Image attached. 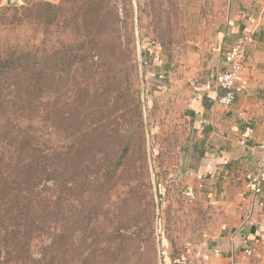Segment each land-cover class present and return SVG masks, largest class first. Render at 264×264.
<instances>
[{
	"label": "rangeland",
	"instance_id": "rangeland-1",
	"mask_svg": "<svg viewBox=\"0 0 264 264\" xmlns=\"http://www.w3.org/2000/svg\"><path fill=\"white\" fill-rule=\"evenodd\" d=\"M159 2L0 3L29 9L0 11V53L31 47L44 60L34 132L42 149L68 151L59 162L60 225H76L75 252L59 264H200L215 204L181 182L186 138L158 98L167 97L170 78L162 94L154 92L163 78L147 70L155 51H143L152 41L182 46L192 25ZM182 52L162 51L167 58ZM263 241L259 235L252 242L258 253H238L233 264H253V257L264 264Z\"/></svg>",
	"mask_w": 264,
	"mask_h": 264
},
{
	"label": "crops",
	"instance_id": "crops-1",
	"mask_svg": "<svg viewBox=\"0 0 264 264\" xmlns=\"http://www.w3.org/2000/svg\"><path fill=\"white\" fill-rule=\"evenodd\" d=\"M164 1L159 8L176 9L192 25V34L182 46L170 43L167 50L152 41L143 51H155L153 68L147 70L163 78L154 92L162 94L164 78H170L167 97L158 98L166 102L169 116L179 122L176 130L186 138L181 182L195 198L215 204L197 261L233 264L238 253L253 255V240L264 235V212L255 214L254 226H243L240 208L251 196L252 182L264 179V0ZM243 35L251 40L244 44L235 100L224 108L218 102L215 74L226 66L223 52ZM162 51L183 52L167 58Z\"/></svg>",
	"mask_w": 264,
	"mask_h": 264
},
{
	"label": "trees",
	"instance_id": "trees-1",
	"mask_svg": "<svg viewBox=\"0 0 264 264\" xmlns=\"http://www.w3.org/2000/svg\"><path fill=\"white\" fill-rule=\"evenodd\" d=\"M1 10L17 15L29 9ZM32 51L0 53V264H59L75 252L76 225H60L59 162L68 151L42 149L32 123L45 74L44 60Z\"/></svg>",
	"mask_w": 264,
	"mask_h": 264
},
{
	"label": "built area",
	"instance_id": "built-area-1",
	"mask_svg": "<svg viewBox=\"0 0 264 264\" xmlns=\"http://www.w3.org/2000/svg\"><path fill=\"white\" fill-rule=\"evenodd\" d=\"M249 40H251L249 35H243L223 52V60L226 66L216 72L214 81L217 88L221 91L218 102L224 108H229L235 100L237 82L245 57L244 44ZM251 188L252 193L247 204L240 206L244 210L245 215L243 226H254L255 214L264 206V179L254 180ZM254 241H257V238ZM250 248L249 246L245 247L246 250H250Z\"/></svg>",
	"mask_w": 264,
	"mask_h": 264
}]
</instances>
